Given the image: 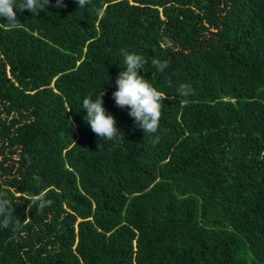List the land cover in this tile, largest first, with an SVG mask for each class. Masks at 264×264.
I'll return each mask as SVG.
<instances>
[{
    "label": "trees",
    "instance_id": "obj_1",
    "mask_svg": "<svg viewBox=\"0 0 264 264\" xmlns=\"http://www.w3.org/2000/svg\"><path fill=\"white\" fill-rule=\"evenodd\" d=\"M63 3L0 18V190L29 218L0 217V264H264V0ZM122 50L167 97L155 134L113 98ZM103 91L124 139L84 119Z\"/></svg>",
    "mask_w": 264,
    "mask_h": 264
},
{
    "label": "clouds",
    "instance_id": "obj_2",
    "mask_svg": "<svg viewBox=\"0 0 264 264\" xmlns=\"http://www.w3.org/2000/svg\"><path fill=\"white\" fill-rule=\"evenodd\" d=\"M91 0H77L79 8L88 5ZM51 0H0V18H5L10 28L15 29L19 26L17 9L20 12L25 10L36 14L43 11ZM57 7H64L63 0H56ZM124 65L126 70L122 71L117 77V90L113 93L115 103L120 108H129V115L143 129L145 134H155L158 132L162 117V102L167 99L162 91L157 90L149 80L140 75L147 61L142 55L129 53L122 50ZM152 65L160 72L169 66V61L152 59ZM178 95L187 97L192 94L191 86L182 84L178 90ZM104 91L93 99L91 95L83 99V110L86 112L84 117L90 129L101 140L124 139L123 133L117 127V120L114 115L107 112L104 107ZM183 102V101H181ZM71 111V110H70ZM36 179H39L36 177ZM47 193L41 191L31 197V204L37 206V211L42 212L45 208L52 205L50 199H46ZM15 209L9 194L0 190V217H3L2 226L18 230L23 225H27L29 218L24 219L23 225L19 220H13Z\"/></svg>",
    "mask_w": 264,
    "mask_h": 264
}]
</instances>
